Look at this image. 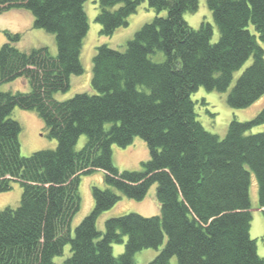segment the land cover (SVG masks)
Returning <instances> with one entry per match:
<instances>
[{"label": "trees", "instance_id": "1", "mask_svg": "<svg viewBox=\"0 0 264 264\" xmlns=\"http://www.w3.org/2000/svg\"><path fill=\"white\" fill-rule=\"evenodd\" d=\"M85 1L0 0V13L29 11L33 27L54 34L57 48L55 55L46 46L22 51L20 34L2 31L0 84L24 77L30 89L0 90V192L13 181L22 188L18 206L0 210V264H56L66 244L70 254L61 264H136L134 254L148 248L158 252L146 264H172V258L175 264H264L249 234L251 172L264 217V132L247 133L264 122V106L250 120L232 119L219 137L197 119L191 98L199 87L228 91V105L243 108L264 94V0H206L219 32L215 42L210 22L193 28L183 17L197 10L198 0H97L101 36L126 26L144 1L157 15L124 50L96 47L93 93L57 100L53 95L69 89L70 76L83 72ZM156 50L163 61L150 58ZM251 56L231 86L234 71ZM15 106L38 112L55 148L21 154V126L10 117ZM134 137L149 156L140 169L119 170L112 145L126 147ZM95 169L107 187L92 185L93 206L72 232L80 176ZM153 183L159 214L112 216L97 229V217L120 194L139 201ZM113 243H123V252L114 255Z\"/></svg>", "mask_w": 264, "mask_h": 264}, {"label": "rangeland", "instance_id": "2", "mask_svg": "<svg viewBox=\"0 0 264 264\" xmlns=\"http://www.w3.org/2000/svg\"><path fill=\"white\" fill-rule=\"evenodd\" d=\"M84 9L87 16L88 30L83 38L80 51V62L83 67V72L70 76L69 89L65 92L58 91L53 95L57 100H65L79 92L93 93L90 82L92 58L96 52V47L99 44L105 43L112 48L124 50L126 42L133 36L135 31L157 15L156 11L148 6L147 1H144L138 6L136 12L129 15L126 26H119L111 35L101 36L99 34L100 25L95 21V16L98 13L97 0H86L84 2ZM165 14V11L158 13V15ZM183 17L193 28H198L201 21L210 22L213 25L211 42L217 41L219 32L217 27L212 23L211 12L206 5V0H198L197 10L195 12H186L183 14ZM3 30L20 34L21 38L16 43V46L22 51H29L33 48L46 46L52 55L57 53L55 35L44 29L34 28L33 16L27 10L9 9L0 13V45L6 40L2 32ZM262 46L264 48V44ZM150 58L155 62H161L164 60V53L161 50H156L150 55ZM251 62L252 56L239 69L234 71L231 86ZM29 89L28 81L24 77H18L12 81L0 84V90L2 91H29ZM227 93L228 91L220 92L199 87L191 94V98L195 102L194 110L197 119L206 130L217 134L219 137H223L226 134L228 124L232 119L238 121L250 120L264 106L263 94L255 102L246 107L232 108L227 103ZM10 117L18 121L21 126L19 143L22 155L25 156L37 150L53 149L56 147V140L48 136L43 120L36 110L21 109L15 106ZM109 125L110 123L106 124L107 127ZM256 132H264V122L253 125L247 133ZM85 141L86 136L83 134L78 138L75 148L80 149ZM148 156L147 145L139 137H134L132 143L126 147H120L116 144L112 145L113 163L119 170L140 169L141 162L146 160ZM103 175L102 170L95 169L89 174L80 176L78 190L81 202L79 210L71 220L70 228L72 232L76 224L93 206L91 194L92 185L101 188L107 187ZM115 191L119 193L117 190ZM21 192L22 188L18 181H13L10 190L0 192V210L6 206H18ZM155 192L156 183L150 185L143 199L139 201L130 199L119 193L121 198L97 217V229L102 231L104 229V220L112 216L129 212H136L146 216L159 214L160 205L156 199ZM249 198L251 213L249 234L256 241L258 254L264 258V217L261 210L258 209L257 183L253 172L250 175ZM123 247V243H113V254L118 255L122 253ZM157 252L158 250L152 248L142 249L134 254V261L136 264H146L155 257ZM69 254V245L66 244L62 254L55 256L53 261L56 264H61ZM175 262V258H172L171 263L175 264Z\"/></svg>", "mask_w": 264, "mask_h": 264}]
</instances>
